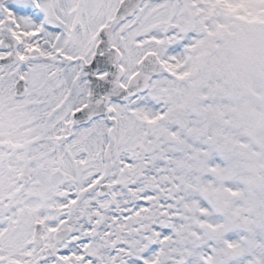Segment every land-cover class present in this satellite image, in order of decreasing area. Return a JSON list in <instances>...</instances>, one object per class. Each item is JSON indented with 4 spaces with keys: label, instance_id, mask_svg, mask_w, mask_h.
<instances>
[{
    "label": "snow or ice",
    "instance_id": "6c2138e0",
    "mask_svg": "<svg viewBox=\"0 0 264 264\" xmlns=\"http://www.w3.org/2000/svg\"><path fill=\"white\" fill-rule=\"evenodd\" d=\"M0 264H264V23L0 0Z\"/></svg>",
    "mask_w": 264,
    "mask_h": 264
},
{
    "label": "rangeland",
    "instance_id": "374dc122",
    "mask_svg": "<svg viewBox=\"0 0 264 264\" xmlns=\"http://www.w3.org/2000/svg\"><path fill=\"white\" fill-rule=\"evenodd\" d=\"M215 2L225 15L230 14L245 24L264 23V14L255 11L244 0H241L238 4L229 3L228 0H215Z\"/></svg>",
    "mask_w": 264,
    "mask_h": 264
}]
</instances>
